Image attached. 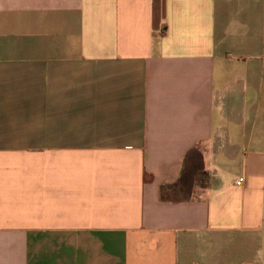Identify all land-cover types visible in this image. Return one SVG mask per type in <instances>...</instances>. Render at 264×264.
<instances>
[{
    "label": "crops",
    "instance_id": "obj_1",
    "mask_svg": "<svg viewBox=\"0 0 264 264\" xmlns=\"http://www.w3.org/2000/svg\"><path fill=\"white\" fill-rule=\"evenodd\" d=\"M0 264H264V0H0Z\"/></svg>",
    "mask_w": 264,
    "mask_h": 264
},
{
    "label": "built area",
    "instance_id": "obj_2",
    "mask_svg": "<svg viewBox=\"0 0 264 264\" xmlns=\"http://www.w3.org/2000/svg\"><path fill=\"white\" fill-rule=\"evenodd\" d=\"M241 182H239V184H240Z\"/></svg>",
    "mask_w": 264,
    "mask_h": 264
}]
</instances>
